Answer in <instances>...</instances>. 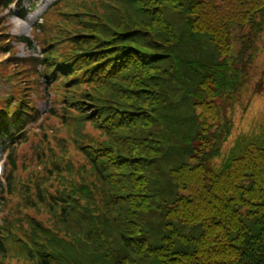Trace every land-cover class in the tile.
<instances>
[{"label": "trees", "instance_id": "trees-1", "mask_svg": "<svg viewBox=\"0 0 264 264\" xmlns=\"http://www.w3.org/2000/svg\"><path fill=\"white\" fill-rule=\"evenodd\" d=\"M57 9L44 76L57 73L53 85L44 79L58 96L54 115L98 137L78 141V175L59 159L50 190L21 185L22 207L49 219L28 218L27 229L7 219L0 264H264V131L223 153L253 80L264 0H61ZM21 108L17 129L31 107Z\"/></svg>", "mask_w": 264, "mask_h": 264}, {"label": "rangeland", "instance_id": "rangeland-1", "mask_svg": "<svg viewBox=\"0 0 264 264\" xmlns=\"http://www.w3.org/2000/svg\"><path fill=\"white\" fill-rule=\"evenodd\" d=\"M0 1L3 2V0ZM53 1L31 0L35 6L29 12H27L28 0L15 2L12 6L14 9L17 4H20V8L22 3L27 6L26 11L22 8V11L25 12L22 16H27L25 20L13 15H10L8 20L7 13L9 11L3 10L0 3V45H2L1 40L8 36L5 43L7 49H12L9 54L0 53V74L9 76L12 82L11 88H8L3 82L0 84V109H3V100L7 98V95L15 93L16 95H24L23 98L27 100V103L34 105L39 114L29 128L28 142L19 145L16 151L17 181L29 185L35 182L42 183L51 176L53 174L52 162L59 159L68 165L69 171L78 175L86 165L85 157L77 149L78 141H82L81 138L85 134L98 137V132L90 125L83 129L81 135L69 130L62 123L60 116L54 115V112L57 113L60 109L58 96L46 92L40 83L39 63L44 62V59L38 53L39 48H43L42 44L48 45L56 41L51 38L49 31L52 27H60L59 25H61V23L59 24L61 16L58 10H52L50 7L44 13ZM27 13L28 15H25ZM43 13L44 15H42ZM38 20L43 24L41 25L42 33L36 30ZM20 38L28 39L33 44V49L20 43ZM251 54L254 58V67L251 72L253 80L247 87V95L235 108L234 129L224 146V154L237 138L254 131H264V32L259 36ZM13 58L16 59L13 60ZM17 59L21 63L12 62ZM34 69H37L36 73ZM0 164H5V157L1 151ZM10 193L12 195L1 198L5 201L0 206V225L5 224V221L9 219L14 224H23L27 229L29 224H26L25 221L28 218L43 223L48 221L49 216L43 209L34 210V208L21 206L19 190H10ZM18 234L20 235V233ZM7 264H22V262L19 257L14 256Z\"/></svg>", "mask_w": 264, "mask_h": 264}]
</instances>
